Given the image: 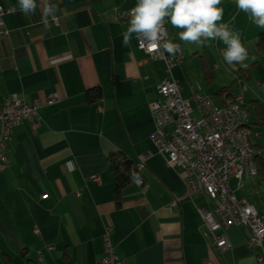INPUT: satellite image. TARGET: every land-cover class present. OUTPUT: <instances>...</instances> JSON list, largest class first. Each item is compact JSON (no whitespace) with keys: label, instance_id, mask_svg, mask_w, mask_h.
Segmentation results:
<instances>
[{"label":"crops","instance_id":"crops-1","mask_svg":"<svg viewBox=\"0 0 264 264\" xmlns=\"http://www.w3.org/2000/svg\"><path fill=\"white\" fill-rule=\"evenodd\" d=\"M36 2L34 14L25 15L18 0H0L6 11V34L0 33V106L11 96L40 103L35 130L24 123L7 144L9 163L0 174V264H99L107 227L121 264H219L203 240L197 213L213 205L203 194L188 199L178 175L156 153L148 105L164 79L177 82L183 93L199 85L216 106L232 102L243 85L255 167L263 171L264 54L256 42L264 28L238 11L235 0H222L221 22L240 34L255 57L246 66H226L222 42L184 44L180 29L166 21V38L178 43L181 53L180 64L168 75L163 61L137 50L135 38L128 47L122 45L130 18L121 15L136 0H48L57 6L54 26L44 17L42 0ZM91 92L99 94L97 101H87ZM50 95L55 102H47ZM111 155L133 164L149 155L136 175L140 184L134 180L118 199ZM228 187L264 216L263 176L257 172L252 183L230 180ZM225 234L230 247L221 254L223 264H257L260 252L246 248L244 228Z\"/></svg>","mask_w":264,"mask_h":264},{"label":"built area","instance_id":"built-area-1","mask_svg":"<svg viewBox=\"0 0 264 264\" xmlns=\"http://www.w3.org/2000/svg\"><path fill=\"white\" fill-rule=\"evenodd\" d=\"M5 12L0 7L2 35L6 34L2 22ZM125 18H130V11L121 15V19ZM49 23L55 25V21L49 20ZM136 48L149 60L163 61L168 75L171 68L181 62L180 51L167 58L159 51L148 54L144 45L137 40ZM244 92L245 88L239 86L232 96L236 99L239 114L225 116L222 109L210 107L207 95L194 92V85L183 93L177 82L164 79L156 87V100L148 105L153 125L150 140L156 153L162 156L166 166L178 175L188 199L193 195L203 194L213 205L211 210L198 208L197 213L203 225V240L219 264H223L221 254L230 247L225 232L233 227L245 229L246 248L258 249L260 253L255 258L256 263H264V220L254 216L246 200L237 199L228 187L230 180H247L246 159L249 152L240 148L239 132V125H247L248 122L243 117ZM55 100L54 95L47 97L48 103ZM39 106L38 100L26 103L15 96H11L0 106V174L9 163L6 149L12 131L24 123H28L30 130L34 131L38 126L36 109ZM148 158L149 155L139 157L137 163L141 164V171ZM92 180L99 183L98 177ZM134 182L136 185L140 184V181ZM239 188H243L241 184ZM171 206L175 207L176 203ZM34 234H37L36 230ZM109 235L110 228L107 227L102 237L103 257L99 264H121L109 241Z\"/></svg>","mask_w":264,"mask_h":264},{"label":"clouds","instance_id":"clouds-1","mask_svg":"<svg viewBox=\"0 0 264 264\" xmlns=\"http://www.w3.org/2000/svg\"><path fill=\"white\" fill-rule=\"evenodd\" d=\"M222 0H136L130 10L127 30L123 33L122 45L128 47L133 38L144 45L146 53L159 51L175 56L180 45L166 38L164 24L180 29L179 40L184 44L203 47L206 41L217 40L225 45L222 59L226 66H246L250 57L240 34L223 21ZM45 18L56 20L57 6L42 0ZM20 11L25 15L34 14L36 0H18ZM238 11L259 28H264V0H235ZM45 26H48L47 19Z\"/></svg>","mask_w":264,"mask_h":264},{"label":"trees","instance_id":"trees-1","mask_svg":"<svg viewBox=\"0 0 264 264\" xmlns=\"http://www.w3.org/2000/svg\"><path fill=\"white\" fill-rule=\"evenodd\" d=\"M256 49L264 54V30L263 32L258 36L257 42H256ZM218 93H221L224 95V98H227V95L223 92V90L219 91ZM217 93V94H218ZM216 94V95H217ZM87 101H97L99 99V94L97 92H91L87 94ZM222 106V105H219ZM264 122V119H263ZM109 165L110 170L114 174V194L115 198L118 199V196L120 194V191L130 185L135 179H136V169L135 164L128 161L124 157L111 155L109 157ZM257 171V169H256ZM261 176L264 177V170L257 171ZM263 174V175H262Z\"/></svg>","mask_w":264,"mask_h":264},{"label":"bare ground","instance_id":"bare-ground-1","mask_svg":"<svg viewBox=\"0 0 264 264\" xmlns=\"http://www.w3.org/2000/svg\"><path fill=\"white\" fill-rule=\"evenodd\" d=\"M166 25V22H165ZM241 88H245L243 85H240ZM194 92H202V89L199 85H194ZM208 101L210 102V107H217V109H222V114L225 116H234L239 114V107L236 106V99L232 97V102L223 106H216L213 100L208 97ZM243 117L244 120H248V114L244 109L243 106ZM239 132H240V148L246 149L249 152L248 158L246 159V166H247V180L253 182L254 178L257 175L255 161H256V153L252 149L249 141V135L247 131V125H239ZM136 173L141 172V164H135ZM140 181V180H135ZM251 209L253 210L254 216H257L259 220H264V216L258 215L253 207L250 205Z\"/></svg>","mask_w":264,"mask_h":264},{"label":"rangeland","instance_id":"rangeland-1","mask_svg":"<svg viewBox=\"0 0 264 264\" xmlns=\"http://www.w3.org/2000/svg\"><path fill=\"white\" fill-rule=\"evenodd\" d=\"M209 97V96H208ZM211 98V97H210Z\"/></svg>","mask_w":264,"mask_h":264}]
</instances>
